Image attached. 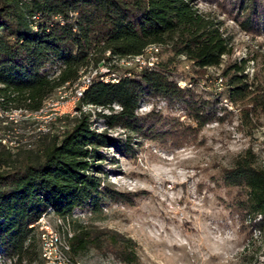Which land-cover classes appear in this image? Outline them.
<instances>
[{
	"label": "trees",
	"instance_id": "16d2710c",
	"mask_svg": "<svg viewBox=\"0 0 264 264\" xmlns=\"http://www.w3.org/2000/svg\"><path fill=\"white\" fill-rule=\"evenodd\" d=\"M210 1L226 10L243 32L264 35V0ZM153 46L167 49L170 57L138 72L125 69L115 79L95 74L76 101L78 116L59 139L50 137L35 150L18 147L12 153L0 144V258L13 264H44L34 225L52 213L72 231L73 263L75 255L102 244L130 261L129 239L110 233L102 241V231L91 232L74 214L95 215L106 203L133 201L132 195L110 189L97 176L104 158L100 149L121 156L131 152L129 136L121 142L108 136V130L161 140L188 129L152 112L138 116L142 101L177 105L194 125L189 126L194 133L228 113L221 100L238 110L239 124L248 128L264 119V84L249 82L244 60L221 71L222 99L220 93L207 99L194 93L201 79L208 80L205 70L218 67L230 55L231 45L221 23L198 11L192 0H0L1 111L37 113L56 89L76 84L89 67L105 66L109 72L112 60L143 57ZM180 57L191 73L183 88L172 76L174 59ZM89 106L100 109L94 113L100 132L80 113ZM220 179L225 187L241 192L234 212L264 230V169L255 164L253 154L247 150L235 158Z\"/></svg>",
	"mask_w": 264,
	"mask_h": 264
},
{
	"label": "rangeland",
	"instance_id": "374dc122",
	"mask_svg": "<svg viewBox=\"0 0 264 264\" xmlns=\"http://www.w3.org/2000/svg\"><path fill=\"white\" fill-rule=\"evenodd\" d=\"M192 1L198 11L221 23L231 45L230 55L224 56L218 67L205 70L203 75L208 80L201 79L193 88L194 93L206 99L210 94L220 93L222 99L221 71L228 64L242 60L249 82L264 84V35L243 32L226 10L213 1ZM154 52H158L156 64L170 57L167 49L157 47V51H146L137 62L112 60L110 65L114 68L109 73L116 77L125 69L138 72L137 65L144 69L146 66L140 63L148 62ZM173 65L172 76L177 85L188 87L185 79L191 74L189 63L180 57L174 59ZM106 68L97 65L96 69L89 67L81 72L76 85L56 89L37 114L11 108L0 110V133H9L7 135L18 147L29 150L46 144L50 137L59 139L79 114L75 104L87 87L86 80L97 72L108 80L103 77ZM223 102L221 100L228 113L222 112L220 122L207 124L197 133L189 131V126L194 125L181 108L156 99L142 101L136 114L142 116L152 112L163 118H173L180 127L188 128L184 134L150 140L120 129L107 131L108 136L121 142L129 136L131 152L121 156L110 148L100 149L104 158L99 163L101 172L97 176L110 189L132 195L133 201L131 204L106 203L100 213H76L74 219L93 233L102 231V241L110 233L129 239L131 257L127 263L102 244L101 248L89 246L75 255V264H264V230L254 227L248 216H238L234 212V201L241 192L225 187L220 179L221 171L247 150L253 154L255 164L264 169V119L260 118L258 124L248 128L239 124L238 110ZM98 111L99 108L92 106L80 111L88 115L91 129L96 132L102 130L94 119ZM102 112L107 113L106 110ZM15 149L9 151L12 153ZM49 217L56 218L52 213L43 217L47 232L56 231L64 241L69 239L72 231L68 224L60 218ZM0 264H13V261L0 258Z\"/></svg>",
	"mask_w": 264,
	"mask_h": 264
},
{
	"label": "built area",
	"instance_id": "2783aa9c",
	"mask_svg": "<svg viewBox=\"0 0 264 264\" xmlns=\"http://www.w3.org/2000/svg\"><path fill=\"white\" fill-rule=\"evenodd\" d=\"M157 53L158 52H154L151 55V59H149L148 62H141L140 64H142L143 66H146L144 68H147L149 66H155ZM121 66L129 67L128 65H125V64H122ZM137 67L139 68V70H141V66L137 65ZM103 77H107L108 79L116 78L114 74L109 73L108 70L104 72ZM89 80H87L85 87L88 85ZM114 108L117 109L116 107ZM49 218H52V217H49ZM53 219L57 220V218H53ZM34 229L36 230L38 248H42L43 250V263L44 264H75L73 263V260H71L69 256V239H67L64 243H57V241H48L47 230L49 229L46 225V218L40 219L38 222H36L34 225Z\"/></svg>",
	"mask_w": 264,
	"mask_h": 264
},
{
	"label": "bare ground",
	"instance_id": "6f19581e",
	"mask_svg": "<svg viewBox=\"0 0 264 264\" xmlns=\"http://www.w3.org/2000/svg\"><path fill=\"white\" fill-rule=\"evenodd\" d=\"M146 51H157V47H149ZM145 51V52H146ZM140 59H142V57H136V58H133L132 60H136V62L137 61H139ZM87 81V80H86ZM79 82V81H78ZM85 84V83H84ZM88 84H89V82H88ZM76 85V84H75ZM19 112H20V110H18ZM24 111V110H23ZM24 112H26V111H24ZM39 112H41V110L39 111ZM39 112H37V113H39ZM14 113V112H13ZM16 113V112H15ZM37 113H29V114H37ZM4 114V113H3ZM2 117V116H1ZM13 117V116H12ZM14 119V118H13ZM12 119V120H13ZM2 120H4V119H2ZM7 120V119H6ZM9 121H11V119L9 120ZM8 121V122H9ZM7 122V121H6ZM7 122V123H8ZM5 123V122H4ZM6 123V124H7ZM13 123V122H12ZM7 134H9V133H0V144H3V145H5V146H7L9 149H15V148H17L18 147V144H17V142H14L13 140H11L10 138H9V136L7 135ZM12 135H14V134H12ZM12 135H10V136H12ZM6 139V140H5ZM17 140V139H16ZM26 142V141H25ZM23 144V143H22ZM21 144V145H22ZM21 148V147H20ZM45 216H47V215H44L43 217H45ZM42 217V218H43ZM41 218V219H42ZM53 218V217H52ZM72 235H70L69 236V238L71 237ZM47 239H48V241H57V243H64L65 241H64V239H62L61 238V235L58 233V232H56V231H48L47 232ZM40 249V257H41V259H42V261H43V250H42V248H39Z\"/></svg>",
	"mask_w": 264,
	"mask_h": 264
}]
</instances>
